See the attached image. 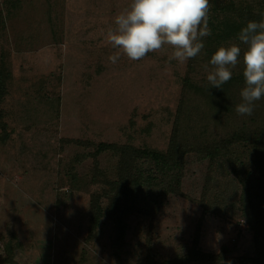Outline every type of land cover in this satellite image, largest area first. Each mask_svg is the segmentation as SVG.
Instances as JSON below:
<instances>
[{
    "label": "rangeland",
    "instance_id": "rangeland-1",
    "mask_svg": "<svg viewBox=\"0 0 264 264\" xmlns=\"http://www.w3.org/2000/svg\"><path fill=\"white\" fill-rule=\"evenodd\" d=\"M215 1L264 12V0ZM130 2L0 0V264H165L195 249L197 234V251L228 252L222 260L188 264H253L254 232L243 203L264 159L243 144L213 160L203 154L204 139L226 138L241 115L231 110L225 117L217 105L222 99L213 103L204 87L185 94L186 76L193 85L205 82L214 50L204 47L181 64L169 61L166 46L137 61L121 54L112 63L116 49L106 33ZM228 40L221 45L239 43L237 35ZM257 103L264 107V99ZM221 117L224 128L209 133ZM173 142L180 161L132 162L135 206L118 248L115 223L104 215V180H119L122 155L98 147L166 152ZM174 175L180 193H166ZM95 199L103 213L91 233Z\"/></svg>",
    "mask_w": 264,
    "mask_h": 264
},
{
    "label": "trees",
    "instance_id": "trees-1",
    "mask_svg": "<svg viewBox=\"0 0 264 264\" xmlns=\"http://www.w3.org/2000/svg\"><path fill=\"white\" fill-rule=\"evenodd\" d=\"M212 4V5H211ZM210 4L208 24L211 29V35L204 37L205 49L212 47L211 52L216 51L213 46H220L227 42L226 40L232 38L234 35L238 36L239 31L243 26H246L249 20L259 21L262 19L260 16V10L254 9L249 6L235 5L231 2L225 4L218 3V1L213 0ZM213 19V20H212ZM217 20V21H216ZM216 22V23H215ZM215 40L216 42H213ZM229 41V40H228ZM217 44V45H214ZM218 46V47H219ZM242 61V57H241ZM243 63H239L235 69H233L232 78L226 82L222 88L212 87L207 79L200 85L199 83L193 85L195 81H191L190 75L185 78V94L192 91L190 95L194 93L200 94L196 89H202L205 91L213 103H218L217 97L222 99V103H218L220 110L226 111L225 117L232 113L231 110H235L237 104L242 100L240 98V91L245 86V80L243 77ZM195 91V92H194ZM227 91L233 92V96L227 99ZM5 87L3 78L0 76V103L4 96ZM195 94V95H198ZM181 101V106L186 104V99ZM264 97L260 100L263 101ZM259 101V100H258ZM224 102V103H223ZM230 118V116H229ZM227 118V119H229ZM226 119V120H227ZM222 117L214 121V125H211V131L209 133L216 134L220 129L224 128ZM3 112L0 107V127L3 126ZM233 127L226 131V138L221 140L208 141L204 139L202 148V153L210 157V159H215L219 154L224 153L225 155H231L235 153L230 148L234 145L241 146L242 144L249 149L248 152L253 151L254 155L258 158L264 159V154H258V150L261 148V144L264 142V107L262 103L255 102L254 111L251 116L244 115L239 117L234 121ZM213 129V130H212ZM213 132V133H212ZM205 135V134H204ZM205 137V136H203ZM180 145L173 142V146L166 152L150 150V149H137L130 146L118 147L113 144H100L98 151H104L105 149H116L121 153V165L119 171V180L116 181H105L108 186L106 193V199L108 200V206L104 215H108L115 223L118 235L115 237V246L121 247L125 231L127 227L128 215L134 210L135 202L133 195L135 192V187L137 185L136 177H132L131 166L135 159L146 158L148 160H153L161 167H166V164L172 163V161H180ZM252 153V154H253ZM251 154V153H250ZM251 154V155H252ZM250 155V157H251ZM252 158V157H251ZM255 158V157H254ZM177 168V167H176ZM130 174V175H129ZM129 175V176H128ZM256 175V185L254 193L248 196L247 201L243 203V212L245 216L249 219L250 228L254 232V241L256 246V254L251 258L253 264H264V166L257 170ZM259 176V179H258ZM173 181L168 185L166 193H180V177L172 176ZM161 200L158 202L160 204ZM93 215L90 223V232L93 233L99 226L101 221V216L103 210L100 206L98 199L92 202ZM199 241V234L196 235L194 239V248L191 249L185 256L179 260L171 261L165 264H188L190 262L200 260V259H217L222 260L228 252V250L223 249L219 255H212L202 253L197 251ZM151 264V263H149Z\"/></svg>",
    "mask_w": 264,
    "mask_h": 264
},
{
    "label": "clouds",
    "instance_id": "clouds-1",
    "mask_svg": "<svg viewBox=\"0 0 264 264\" xmlns=\"http://www.w3.org/2000/svg\"><path fill=\"white\" fill-rule=\"evenodd\" d=\"M210 0H131L130 6L114 18L106 33L107 43L116 49L109 60L116 63L121 54L137 61L150 52L172 49L169 61L183 64L204 49L203 38L211 35L208 25ZM262 19L249 20L238 33L239 43L221 45L205 65L206 79L212 87L222 88L243 63L245 86L235 111L251 116L255 102L264 97V12ZM243 49L242 61L240 44Z\"/></svg>",
    "mask_w": 264,
    "mask_h": 264
}]
</instances>
